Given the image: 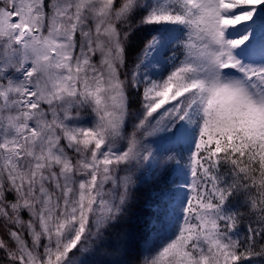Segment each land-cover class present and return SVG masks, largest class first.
Listing matches in <instances>:
<instances>
[{"label": "snow or ice", "instance_id": "1", "mask_svg": "<svg viewBox=\"0 0 264 264\" xmlns=\"http://www.w3.org/2000/svg\"><path fill=\"white\" fill-rule=\"evenodd\" d=\"M0 264H264V0H0Z\"/></svg>", "mask_w": 264, "mask_h": 264}, {"label": "trees", "instance_id": "2", "mask_svg": "<svg viewBox=\"0 0 264 264\" xmlns=\"http://www.w3.org/2000/svg\"><path fill=\"white\" fill-rule=\"evenodd\" d=\"M239 203H240V200H239V197H237L236 200L230 204V208L234 209Z\"/></svg>", "mask_w": 264, "mask_h": 264}]
</instances>
